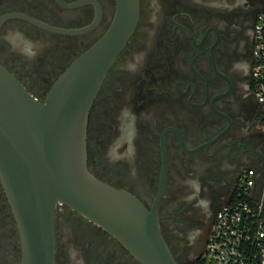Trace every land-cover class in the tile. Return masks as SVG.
<instances>
[{
  "label": "flooded vegetation",
  "instance_id": "1",
  "mask_svg": "<svg viewBox=\"0 0 264 264\" xmlns=\"http://www.w3.org/2000/svg\"><path fill=\"white\" fill-rule=\"evenodd\" d=\"M263 5L140 0L136 27L89 111L90 172L156 208L179 264L203 254L217 211L248 168L261 183L264 120L251 73ZM116 8L117 0H0V17L14 15L0 26V64L42 102L107 32ZM55 235L54 264H142L65 204L56 208ZM22 255L0 180V264H22Z\"/></svg>",
  "mask_w": 264,
  "mask_h": 264
},
{
  "label": "water",
  "instance_id": "2",
  "mask_svg": "<svg viewBox=\"0 0 264 264\" xmlns=\"http://www.w3.org/2000/svg\"><path fill=\"white\" fill-rule=\"evenodd\" d=\"M139 12L140 0H117L107 32L60 74L42 102L0 64V180L20 234L22 264H54L60 204L101 227L142 264H179L156 208L148 210L87 165L89 111ZM10 16L0 17V26Z\"/></svg>",
  "mask_w": 264,
  "mask_h": 264
},
{
  "label": "built area",
  "instance_id": "3",
  "mask_svg": "<svg viewBox=\"0 0 264 264\" xmlns=\"http://www.w3.org/2000/svg\"><path fill=\"white\" fill-rule=\"evenodd\" d=\"M252 85L264 120V5L256 16ZM254 168L237 180L217 211L201 264H264V173Z\"/></svg>",
  "mask_w": 264,
  "mask_h": 264
},
{
  "label": "trees",
  "instance_id": "4",
  "mask_svg": "<svg viewBox=\"0 0 264 264\" xmlns=\"http://www.w3.org/2000/svg\"><path fill=\"white\" fill-rule=\"evenodd\" d=\"M191 264H201V260L200 258H198L195 262L191 263Z\"/></svg>",
  "mask_w": 264,
  "mask_h": 264
},
{
  "label": "crops",
  "instance_id": "5",
  "mask_svg": "<svg viewBox=\"0 0 264 264\" xmlns=\"http://www.w3.org/2000/svg\"><path fill=\"white\" fill-rule=\"evenodd\" d=\"M261 185H259V187H260Z\"/></svg>",
  "mask_w": 264,
  "mask_h": 264
},
{
  "label": "rangeland",
  "instance_id": "6",
  "mask_svg": "<svg viewBox=\"0 0 264 264\" xmlns=\"http://www.w3.org/2000/svg\"><path fill=\"white\" fill-rule=\"evenodd\" d=\"M258 186H259V184H258Z\"/></svg>",
  "mask_w": 264,
  "mask_h": 264
},
{
  "label": "clouds",
  "instance_id": "7",
  "mask_svg": "<svg viewBox=\"0 0 264 264\" xmlns=\"http://www.w3.org/2000/svg\"><path fill=\"white\" fill-rule=\"evenodd\" d=\"M31 54V53H30Z\"/></svg>",
  "mask_w": 264,
  "mask_h": 264
}]
</instances>
